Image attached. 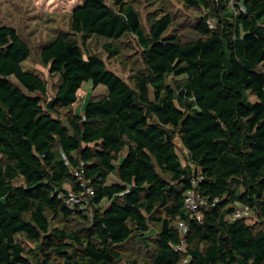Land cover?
Returning <instances> with one entry per match:
<instances>
[{"label":"trees","instance_id":"obj_1","mask_svg":"<svg viewBox=\"0 0 264 264\" xmlns=\"http://www.w3.org/2000/svg\"><path fill=\"white\" fill-rule=\"evenodd\" d=\"M182 1L204 13L189 33L170 32L167 11L145 32L132 0L73 9L40 50L59 77L51 97L21 67L28 44L0 26V264H264V0H237V14ZM92 37L108 58L133 40L131 84L83 51ZM85 84L107 94L80 114ZM81 182L92 194L71 209ZM189 191L207 201L199 221Z\"/></svg>","mask_w":264,"mask_h":264},{"label":"rangeland","instance_id":"obj_2","mask_svg":"<svg viewBox=\"0 0 264 264\" xmlns=\"http://www.w3.org/2000/svg\"><path fill=\"white\" fill-rule=\"evenodd\" d=\"M86 0H0V26L14 28L20 38L24 40L29 48V56L21 63L24 71L36 74L47 83L48 97H51L59 82L58 75H50L48 66L44 65L40 59V50L50 43L56 36L70 30V19L73 9L84 4ZM136 7L141 24L145 32L149 31L152 21L157 18L162 11L170 12L173 17V29L178 28L179 33L188 31L196 23L197 19L203 16V11L187 7L182 0H132ZM211 26L213 22L209 20ZM175 33H177L175 31ZM189 33V32H184ZM103 40L92 37L85 45V53L97 54L101 56L108 70L113 71L124 81L131 84L130 76L133 70L140 67L138 54L133 40H124L123 43H131L133 48L124 49L120 56L108 58L102 51ZM181 79V78H180ZM89 84H85L81 89L83 100L87 98H102L106 96L107 90L104 86H98L92 90ZM89 91L90 94H85ZM249 100L255 102L254 96ZM84 101V103H85ZM179 146V140H175ZM180 149L178 147V154ZM181 152V151H180ZM23 239V238H22ZM27 248L33 245L24 239L22 240ZM142 263V262H140Z\"/></svg>","mask_w":264,"mask_h":264},{"label":"built area","instance_id":"obj_3","mask_svg":"<svg viewBox=\"0 0 264 264\" xmlns=\"http://www.w3.org/2000/svg\"><path fill=\"white\" fill-rule=\"evenodd\" d=\"M228 4V6L234 11L235 14L244 12V7L237 2V0H221ZM209 25V20L207 21ZM211 27V26H210ZM74 175L79 177L81 180V176L79 172L76 170L74 171ZM81 185L84 187V190L82 193H74L70 192L66 196V205L74 209L76 206L83 207L88 201L89 196L92 194V191L89 188H85L84 182H81ZM185 209L188 210L193 218H195L197 221L201 219V209L205 206H207V201L202 199L199 196H195L193 192L189 191L185 195ZM248 216V210L247 208L240 207L238 208L235 213H233L232 218L238 219ZM179 229L182 235L186 233V226L183 223L179 224ZM178 249H181V247H178Z\"/></svg>","mask_w":264,"mask_h":264},{"label":"crops","instance_id":"obj_4","mask_svg":"<svg viewBox=\"0 0 264 264\" xmlns=\"http://www.w3.org/2000/svg\"><path fill=\"white\" fill-rule=\"evenodd\" d=\"M87 85V84H86ZM92 91V90H91ZM91 93V92H90ZM89 91H87V93L85 94L86 96H88V94H90ZM88 99V98H87ZM84 101L83 97H82V102L80 103V105L76 108L77 112H79L80 114L83 112V106H84Z\"/></svg>","mask_w":264,"mask_h":264}]
</instances>
